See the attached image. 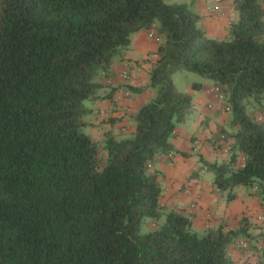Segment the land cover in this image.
<instances>
[{
    "label": "trees",
    "instance_id": "trees-1",
    "mask_svg": "<svg viewBox=\"0 0 264 264\" xmlns=\"http://www.w3.org/2000/svg\"><path fill=\"white\" fill-rule=\"evenodd\" d=\"M235 5L228 35L214 38L189 6L166 0H0V264H238L230 248L249 234L248 218L198 232L192 213L162 205L153 168L179 151L171 138L193 110L172 76L197 72L229 112L213 135L230 141L228 152L218 143L229 158L204 165L228 202L243 186L264 206V8ZM143 29L161 37L155 95L135 113L132 137L95 140L83 129L90 104L115 95V59Z\"/></svg>",
    "mask_w": 264,
    "mask_h": 264
},
{
    "label": "crops",
    "instance_id": "crops-1",
    "mask_svg": "<svg viewBox=\"0 0 264 264\" xmlns=\"http://www.w3.org/2000/svg\"><path fill=\"white\" fill-rule=\"evenodd\" d=\"M170 3L189 6L201 16L200 25L206 34L214 38H225L231 24L238 19L235 0H170ZM216 4H220V11L211 10ZM261 4L264 8V4ZM148 33L146 29L134 33L131 44L115 59L113 66V77L116 76L114 81L121 79V72L127 71L129 78L125 80L126 83L135 87L144 86L145 90L141 93L130 91V97L122 101V104L130 105L129 115L122 110L123 105L116 104L114 100L119 96V88L113 97L99 98L91 102L93 109L89 114L90 118L86 116L85 120L88 122L87 126L93 129H90L89 134L95 140L103 141L106 131L116 134L118 126L125 123L131 128L130 132L134 133V115L145 102L142 95L145 93L152 98L155 94L149 85L150 73L159 58L157 52L160 43L150 38ZM209 83L206 84L209 86ZM108 89L102 92V96L108 93ZM214 95L216 100L212 101L208 87L201 88L194 94L191 113L193 118H188L179 125L176 134L171 138L173 146L179 151L160 155L154 162L153 168L158 171V178L163 187L160 200L166 210L181 208L183 212L192 213L193 226L198 232H205L208 228L222 224L227 230L237 229L242 218L247 217L250 221L249 234L238 237L237 242L231 245V256L238 264H264V206L255 189L239 186L235 189L236 198L228 202L226 195L214 185V173L203 163V160L222 162L229 158L213 137L220 126H226L229 122V113H222V99ZM99 108L106 110L109 116L117 117L116 122L105 121L108 118L101 119L96 113ZM101 127H104L103 130H100ZM199 127L200 132L197 131ZM182 152H186V155ZM243 164L244 157L241 154L238 165ZM254 203H258L255 208ZM148 225L151 227V222H148ZM239 238L246 239L249 247H240Z\"/></svg>",
    "mask_w": 264,
    "mask_h": 264
},
{
    "label": "rangeland",
    "instance_id": "rangeland-1",
    "mask_svg": "<svg viewBox=\"0 0 264 264\" xmlns=\"http://www.w3.org/2000/svg\"><path fill=\"white\" fill-rule=\"evenodd\" d=\"M166 1L170 2V0H166ZM115 77L112 76V78H115ZM109 79H108L107 82H109ZM172 79H173V82H174L176 88L178 89V91L185 92V93H189V94L193 95V97H194V94L195 93H198L199 90H200V89H197L194 85L196 83H201L203 89L208 87V93L211 94V100L212 101H215L216 100V97L214 95V94H216V92H215L214 83L212 82V80L211 79H208V78H206L204 76H202L201 74H199L197 72L188 71V70H180V71H178V72H176V73L173 74ZM207 82H210L209 83V86L206 84ZM114 84H116L115 86H118L120 88L118 95H122L123 96L127 92H130L129 89H128V87H127L128 86V83H126L125 80L118 79V81H114L113 82V85ZM130 95H131V92H130ZM127 96H128V98L130 97L129 94H127ZM135 96H137V94H135ZM126 98H124V99H126ZM142 98L145 99L144 104L148 103L152 99V98H149L148 97V94H145V93L142 95ZM128 106H130V105L128 104ZM122 110L124 112L126 111L125 114L127 113L129 115L130 112H131V107H130V110H125L124 107H122ZM224 112L229 113L225 109H224V111H222V113H224ZM87 116L90 118V115L89 114ZM91 116H96V115L95 114H91ZM86 118L87 117L85 116V119ZM191 118H193V115H190L189 120ZM107 122H109V121H107ZM101 128H100V130H103L104 127H101ZM114 128H116V127H114ZM83 129H84L85 132L89 133L91 127L85 126ZM91 130L93 131V129H91ZM130 130H131V128H129V125H126V123H125V125L122 124V125L118 126L116 135L119 136V137H122V138L123 137L124 138H126V137H132L133 136V133H131ZM197 131L200 132V127L198 128ZM106 132H105V136L107 137ZM109 132H111V131H109ZM257 196H258V198H260L259 195H257ZM260 200H261V198H260ZM256 205L258 206V203H254V208L256 207ZM164 220H165V214H163V216L159 220V222L160 223H163ZM147 221L148 222H151V220H149V219H147ZM147 221H145L143 223V232L144 233H146V232L149 231V225H148V222Z\"/></svg>",
    "mask_w": 264,
    "mask_h": 264
},
{
    "label": "built area",
    "instance_id": "built-area-1",
    "mask_svg": "<svg viewBox=\"0 0 264 264\" xmlns=\"http://www.w3.org/2000/svg\"><path fill=\"white\" fill-rule=\"evenodd\" d=\"M260 1L264 4V0H260ZM220 9H221L220 4H216L213 7H211V10H213V11H220ZM148 36L150 38L154 39L157 43H160V41H161V37L156 34L155 30H150L149 33H148ZM119 76H120V78L122 80H127L129 78V74H128L127 71L121 72L119 74ZM109 81L110 82H114L113 78L109 79ZM215 92H216V95L220 99L223 98V95H222V93L220 91V88L218 86H215ZM127 94H129V96H130V92H127L123 96L122 95L117 96V98L115 100H116V102H117L118 105H123L122 107H124L125 110H130V106H128V103L122 104V101L125 100L124 98H126V97L128 98ZM100 117H101V119H106V118L109 117V113L106 110L101 109ZM261 117H264V113H263V115ZM220 142L221 143H224V145H225L224 146V151L225 152H228V149L230 148V146H229L230 141L228 143H226L225 137L222 136L221 139H220ZM220 142H218V143H220ZM239 245L242 246L243 248L244 247H247V242L246 241H241L239 243Z\"/></svg>",
    "mask_w": 264,
    "mask_h": 264
}]
</instances>
